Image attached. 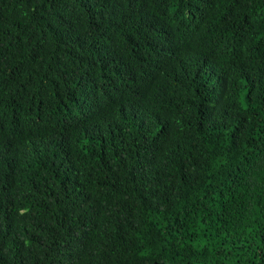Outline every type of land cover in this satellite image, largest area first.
Instances as JSON below:
<instances>
[{
	"label": "trees",
	"instance_id": "1",
	"mask_svg": "<svg viewBox=\"0 0 264 264\" xmlns=\"http://www.w3.org/2000/svg\"><path fill=\"white\" fill-rule=\"evenodd\" d=\"M0 264H264V0H0Z\"/></svg>",
	"mask_w": 264,
	"mask_h": 264
}]
</instances>
